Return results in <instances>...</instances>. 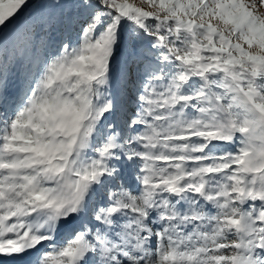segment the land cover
<instances>
[{
    "label": "snow or ice",
    "instance_id": "1",
    "mask_svg": "<svg viewBox=\"0 0 264 264\" xmlns=\"http://www.w3.org/2000/svg\"><path fill=\"white\" fill-rule=\"evenodd\" d=\"M0 264H264V0H0Z\"/></svg>",
    "mask_w": 264,
    "mask_h": 264
}]
</instances>
